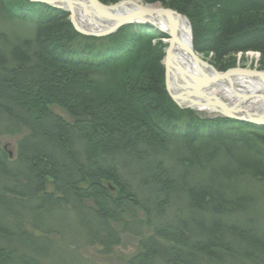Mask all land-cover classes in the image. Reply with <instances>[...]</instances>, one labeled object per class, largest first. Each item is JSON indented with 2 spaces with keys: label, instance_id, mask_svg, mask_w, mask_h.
Segmentation results:
<instances>
[{
  "label": "trees",
  "instance_id": "obj_1",
  "mask_svg": "<svg viewBox=\"0 0 264 264\" xmlns=\"http://www.w3.org/2000/svg\"><path fill=\"white\" fill-rule=\"evenodd\" d=\"M1 1L0 27L7 8ZM156 1L186 15L191 10L209 11L206 26L192 23L194 46L202 54H212L217 63L248 51L264 56V0ZM50 11L56 17L65 15ZM35 25L24 34L0 31V118L36 134L19 147L24 151L16 162L26 165L23 174L8 168L0 150V264H35V257L42 256L41 240L21 231V211L33 208L30 212L37 218L31 224L51 219L49 212L40 215L42 205L22 209L25 190L34 189L37 195L44 175L51 177L57 195L69 199L65 203L73 197L80 207L84 201L80 208L89 209L90 223L94 222L83 229L84 245L100 246L105 256L113 254L125 234L143 237L149 223L155 236L140 243L135 264H264L263 211L240 187L247 177L264 181V128L226 120L199 123L195 114L179 110L166 99L164 53L158 47L162 43L153 47L130 40L126 50L110 52L109 38L82 36L69 23L61 32L50 22ZM196 25L205 28L198 30ZM108 54L113 57L106 58ZM84 55L87 63L75 58ZM51 103L74 113V125L51 118ZM54 137L59 139L51 144ZM41 144L50 145V150ZM79 144L83 149L78 156L74 151ZM98 169L119 188L113 204L88 195L94 193L91 183L86 190L80 187L83 179L102 174H96ZM193 176L208 182L192 187ZM96 186L105 191L104 184ZM121 194L124 201L118 200ZM54 195L44 200L50 202L53 198H47ZM173 202L180 212L168 217ZM139 214L146 215L145 225ZM97 222L103 228L99 236L91 231ZM202 237L207 245L195 243ZM154 239L166 246L156 249ZM50 242L45 257L57 259L51 253L56 244Z\"/></svg>",
  "mask_w": 264,
  "mask_h": 264
},
{
  "label": "rangeland",
  "instance_id": "obj_2",
  "mask_svg": "<svg viewBox=\"0 0 264 264\" xmlns=\"http://www.w3.org/2000/svg\"><path fill=\"white\" fill-rule=\"evenodd\" d=\"M65 1L66 0H62V1L60 0H5L7 8L5 7L4 9V12L6 13L4 14L5 15L4 22L0 27V31L7 33V35H11L12 32L14 34H21V33L24 34L28 31L31 32V30L36 26L35 23L37 22H41V23L50 22L51 24H54L56 26L54 31L61 32L64 26L68 27L67 23H69L70 25H72L74 30L82 36L90 37V38H99V39L109 38L104 35H99V36L97 34L91 35L90 33L84 32L79 27H77V25L74 23V19L79 21V18L83 16L87 18L86 20L90 21V20H93L91 18V16L93 15L88 14V16L86 17L85 16L86 11H84L82 6L78 7V9H80L79 12L83 14H80L79 12H75L72 14V8L69 6H66L68 4V1L67 2ZM137 1L140 4H149V3L143 2L142 0H137ZM0 3L2 4L1 0H0ZM52 8L60 10V11L63 10L65 15L62 16L61 14L60 17H56V14H53V12L50 11V10H54ZM175 11L176 10H174V12ZM177 12L178 14L183 16V18H186L187 22L191 26L192 35H193L192 42L194 44L193 27L195 25H193L192 27V23L193 22H203L205 23V26H206L207 21L210 17L208 15L210 14L209 11L204 10V12L202 11L199 12V11L191 10L188 15L183 14L182 12H179V11ZM249 15H253L255 17L259 16V14L255 15L254 13H249ZM122 17L129 19L127 15H122ZM126 23L121 26L122 31L127 30L131 25V22H126ZM58 28H62V29H58ZM196 28L200 30V29H204L205 27H202L201 25H196ZM172 32L173 30L165 32V33H169L172 36L173 35ZM164 35H161V37H155V42H158V40H161L162 45L158 47H161L163 49L162 50L163 52H164V47L166 48L168 46V43L170 40L168 38L169 36H166V35L164 36ZM178 35L179 33L177 32V37ZM109 39L110 40L107 41L108 45L114 46L115 49L118 48V50H121V45H119V43L122 45L128 46L131 42L130 40L133 39V35H130L129 33L128 35H126L122 33V35L120 34L118 38L113 36L112 38H109ZM140 40L141 39L136 40V41L141 42ZM141 43H144V42H141ZM155 45H158V44H155ZM68 48L69 47H67V49ZM111 50L112 52H114V48H111ZM72 51L74 50L72 49ZM197 54L202 56L205 63L211 64V66H213L217 72L224 73L225 71L231 70L233 68L247 69V70H252L256 72H264V56L260 52L248 51L245 53L233 54V55H230L229 57L223 58L221 60V63H217L212 57V54L205 55L199 52ZM251 54L256 57L253 58L252 56H250ZM98 55L96 57L99 60H103L102 58H105L104 56L98 57ZM108 55L109 57H106V58L113 57V56H110V54ZM75 58L78 60H81L84 63L88 62L86 61L88 58L86 55H84L83 57L75 56ZM161 65L164 71V86H165V93L167 96L166 99H169L171 103H173L182 112H185V113L191 112L195 114V118L196 119L198 118L197 119L198 122L201 121L199 119H204L205 122L206 120H209L210 122L226 120L229 122L236 121L237 123L245 124V125L252 124L256 126L259 130H261L260 128H264L263 123L245 121L244 116H243V114L245 113L243 112L242 109H231V111L233 112L232 116L234 117L232 118L222 113L223 110L221 109H217L214 111L204 110V108L203 110H198V111L195 109L197 111L196 112L193 110L194 108L191 107L195 103V101L191 99L187 100L188 103L192 104L191 106L187 105L189 107H186V106L182 107L177 102H175V99H173V96L170 95V91L167 87L165 59L161 62ZM33 91L34 93L36 92V90H33ZM51 104H54V103H51ZM104 105L105 104H103V106ZM108 110H109V106L107 108H104V111H108ZM48 112L49 114L52 113L51 118H58L59 120H61L63 123L67 125L69 124L74 125V123L77 120V117L74 113L60 106H52L50 109V105H48ZM44 113H47V112H44ZM235 116H237V118ZM32 133L33 132L29 128H26L22 125H18L15 122H13V124L11 123L9 124L7 120H4V118H0V150L2 151L3 154H5V159L7 160L6 162L9 165L8 168L10 169V167H13L14 171L19 172V174L20 173L23 174L26 169V165L24 163L20 164L19 162H16L18 158V153L22 155L24 151L21 148L19 149V147L20 145L22 147V145L25 142H27L29 139L35 138L36 136L35 132L33 134ZM58 139H59L58 137L56 138L54 137V139H51V144L57 142ZM52 141H55V142L52 143ZM41 147L42 148L46 147L49 150L51 148L50 145H42V144H41ZM54 149H55V146H54ZM81 149H83V147L81 144H79L77 149H75L76 151L74 152L78 155ZM97 173L99 174L102 172L98 169L96 170V174ZM102 174H100L97 177H93V178L87 177V179H83L84 181H81L79 183L80 187L86 190L90 186V183H91L92 186L94 185L93 187H95V189H94V193L92 191L88 195H92V196L96 195L95 197H97V200L99 201V203L106 200V202L113 204L112 200L113 199L115 200V197L117 196L116 193L117 191L119 192V188L113 185V182L110 180L111 178H109L110 175L108 174L102 175ZM41 179L43 181H42V185L40 189L38 190L39 192L37 191L36 193L37 195L34 196V193H35L34 189L25 190V191H28L27 193L28 195L26 196L24 207H22V209H26L29 206L40 208L39 205H42L41 208L44 211H42L40 215L43 216L46 212H49V214H51V219L45 220V218H39L38 219L40 220L39 224H36V223L31 224L32 220L35 221V219L37 218L31 214L32 212L31 209L33 208L30 209L31 212L28 210L27 212H24V214L21 211L22 218H23L22 224H24L23 226H21L22 233L28 234L30 236L33 235L35 236V237L32 236L33 238H35L36 240L37 239L41 240V242L44 244V245H41L39 248L42 252V256L38 259H36L37 257H35V260H36L35 264H135L133 262V259H135L134 257H136V255L139 253L138 250L141 249L140 243H142L143 241L153 240L155 236L154 235L155 232H153V228L150 227V224L147 223L145 228H147L148 230L147 232H143L142 238L134 237L133 235H129V234H125L121 239L120 245L116 246L113 249V254L111 256L103 255L102 253L103 249L100 246L88 247L84 245L85 242H83V240L85 237H87V235L84 234L83 229L84 230L88 229L89 226L91 227V225L94 223V222H92V224L90 223L93 217V213L89 209H84L83 211V209L80 207L81 205L82 207H85L84 201L80 202V207H79L77 203L72 201L73 197L70 198L69 203H65V201H68L69 199H66L63 196L57 195L56 187L52 185L53 182L50 176L47 177L44 175ZM192 179L194 180L192 187H195V188H199L198 184H200L201 182H203L204 184L208 182L206 178L201 177V176H195V177L193 176ZM7 181L11 182V180H7ZM20 181H23V180H20ZM241 182H242V185L240 187H242V189L244 188V191L250 192L249 196L257 200L256 201L257 206L263 211L260 214L262 217H264V181L261 180L260 177H257V178L247 177L243 179ZM98 183H102V185L104 184L105 187H103V189L105 191L100 190L96 186L98 185ZM24 185L25 186L28 185V182L26 180L24 181ZM54 193H56L58 197H56ZM49 194L55 196V197L53 196V197L47 198V200L53 198L50 202L44 200L46 199V195H49ZM28 197L30 199L32 198V200H29ZM137 198L139 197L137 196ZM140 199H142V197H140ZM118 200L124 201L123 194L120 195V199ZM72 202L74 203L73 210L68 208L69 206H71ZM91 202H93L92 199H91ZM25 204L26 205L28 204L29 206L28 205L25 206ZM175 204L176 203L173 202V207L171 206L169 208L170 215L168 217H175V213L180 212V210L176 208L177 205ZM75 209L76 211H74ZM79 209H81L82 211H79ZM120 209L121 208L117 206V210H120ZM113 212L114 213L116 212L115 207L113 209ZM178 215H181L180 217H182V214H177L176 217ZM138 217L144 221V225H145L147 221L146 215L139 214ZM126 219H128V216H126ZM156 221L161 223L158 217ZM101 222L95 223L93 230L90 229L97 236H99L103 232V228H101L102 226H100ZM38 228H42L45 231L40 232L39 230H37ZM74 230H76L77 232H74ZM50 241H52L53 243L55 242L56 244L55 248L52 247L53 251H51V253H53L52 255H55V258L57 259H53V256L45 257V255L48 254L50 251V248H47L48 244L49 243L51 244ZM197 241H200L201 243L206 244V240L203 237L196 240L195 243ZM153 243L154 244H152V246L159 250L161 248L157 246L165 245L161 242V239L160 240L157 239L153 241ZM76 245L83 246L82 249H80L77 254L74 252L75 248L77 247ZM141 263L143 264H164L165 262H161V263L152 262L151 263L150 261L146 263L144 262H141Z\"/></svg>",
  "mask_w": 264,
  "mask_h": 264
},
{
  "label": "bare ground",
  "instance_id": "obj_3",
  "mask_svg": "<svg viewBox=\"0 0 264 264\" xmlns=\"http://www.w3.org/2000/svg\"><path fill=\"white\" fill-rule=\"evenodd\" d=\"M67 1L68 4L66 6L72 8V14L75 12H79L80 9H78V7L82 6L84 11H86V17L88 16V14L94 16V19L90 21L86 20L87 18L83 16L80 17L81 19L79 18V21L74 19V23L77 25V27H79L84 32L95 35L97 34L98 36L104 35L109 38H112L113 36L118 38V36L121 34L122 27L118 26V24L116 23L118 20L115 19H117V17H122V15H127V17L129 18L127 22H131V25L129 29L125 31L126 35H128L129 33L130 35H133V38L136 40L141 39V42H150L153 47L156 46L155 44L162 43L161 40L155 42V37H161V35L164 34L166 36H169L168 38L170 40L168 46L166 48L164 47L163 52L165 56V63L167 54L171 49V53L173 52L172 59L174 58V61L181 66L176 68L171 64L172 85L178 86V88L183 87L186 89L188 88V85L192 87H200L202 89L201 91H199L201 95H207L209 98L211 96H217L222 99V104L218 109L226 111L230 109H242L245 113L243 114L244 119H251L264 124V85H262L258 81H253L251 79L237 76L231 78V80L225 82L222 81L223 83L219 86H214L213 84L204 86V83H206L207 80L214 79L216 77V70L213 66H211V64L205 63L201 55L197 54L198 51L195 49V46L192 42V28L187 22L186 18H183V16L177 23L179 33L177 41L172 48L170 47L173 37L169 33L165 32L172 30V22L170 19L164 17L162 14H158L157 12L160 10L170 9L174 11V9L167 7L160 1L156 0H142L143 2L149 4H140L137 0H66L65 2ZM173 23L175 22L173 21ZM134 39H132V42L136 41ZM119 45H121V49H127L125 48V45ZM112 48H114L115 52H118V48L115 49L114 46H112ZM141 49H145V47H141ZM110 52H112V50H110ZM250 56H252L253 58L256 57L252 54ZM179 68L185 70L188 81L180 77ZM212 85L214 87H212ZM172 96L173 99H175V102L182 101L186 105H192L186 102V99L184 97H181L180 94L174 92L172 93ZM197 100L199 101H195L197 103H194V106H191L192 108H194V111L203 110V108L204 110H210L209 108H205L202 105L206 103L212 104V100L209 101V99L203 98H197ZM198 104H200L201 106ZM52 106L58 105L50 104V109ZM235 117L237 118V116ZM224 132L230 133L231 130L225 129ZM71 206H69L68 208L71 209ZM147 230L148 229L145 228L143 232H147ZM74 232L77 231L74 230ZM134 237L142 238L140 236ZM76 246L77 247L75 248L74 252L82 249V245ZM138 251L141 252V249Z\"/></svg>",
  "mask_w": 264,
  "mask_h": 264
},
{
  "label": "water",
  "instance_id": "obj_4",
  "mask_svg": "<svg viewBox=\"0 0 264 264\" xmlns=\"http://www.w3.org/2000/svg\"><path fill=\"white\" fill-rule=\"evenodd\" d=\"M149 12V11H148ZM150 13V12H149ZM158 14H162L164 17L166 18H169L170 20H172V30H173V35H172V41H171V48L175 45L176 41H177V32H178V26H177V23L181 20L182 16L180 14H178L177 12H174L172 10H160L157 12ZM92 19H94V16H91ZM115 20H118L116 23L118 24L119 27H121L123 24H125L127 22L128 19L126 18H123V17H117V19ZM173 21L175 23H173ZM112 22V20H111ZM93 35V34H91ZM95 35V34H94ZM172 56H173V52L171 53V49L170 51L168 52L167 54V58H166V75H167V87L170 91V95H172V93H177V94H180L181 97H184L186 99V102L187 99H191V100H194V101H199L197 100V98H203V99H209L212 100L213 102H211L212 104L210 103H206L202 106H204L205 108H209L210 110L208 111H211V109L214 111V110H217L221 104H222V99L215 96H211L210 98L207 96V95H201L199 91H201L202 89L200 87H192V86H189L188 85V88H183V87H180L178 88V86H175V85H172L171 84V72H172V65H174L176 68L177 67H181L180 65H178L175 61H174V58L172 59ZM213 69V68H212ZM178 70V69H177ZM215 71V70H214ZM179 73H180V77H182L184 80L188 81L187 80V75L185 73V70L179 68ZM216 73V77L214 79H210V80H207L206 83H204V86L205 85H210V84H213L214 86H219L220 84H222L223 82L222 81H228V80H231V78L233 77H242V78H246V79H251L253 81H258L259 83H261L262 85H264V72H256V71H252V70H246V69H231V70H228L227 72L225 73H218L217 71H215ZM224 79V80H223ZM193 84V83H192ZM212 85V87H214ZM204 96V97H203ZM206 97V98H205ZM179 105H181L182 107H189L187 106L185 103H183L182 101H176ZM197 103V102H195ZM200 105V104H198ZM216 107H215V106ZM201 106V105H200ZM225 115H227L228 117H232V114L233 112L230 110H223V112ZM245 121H251V122H256L254 120H247L245 119ZM257 123H261V122H257Z\"/></svg>",
  "mask_w": 264,
  "mask_h": 264
}]
</instances>
